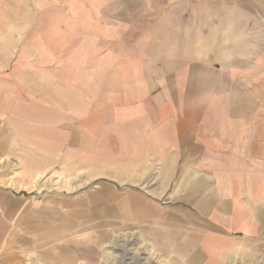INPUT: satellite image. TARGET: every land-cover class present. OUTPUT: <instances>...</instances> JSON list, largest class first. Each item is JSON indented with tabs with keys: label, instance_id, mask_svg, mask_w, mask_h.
Here are the masks:
<instances>
[{
	"label": "crops",
	"instance_id": "0c3cea01",
	"mask_svg": "<svg viewBox=\"0 0 264 264\" xmlns=\"http://www.w3.org/2000/svg\"><path fill=\"white\" fill-rule=\"evenodd\" d=\"M89 1L106 14L105 88L120 90L106 97L103 125L104 152L120 154L121 219L167 232L177 264H264V18L241 17L264 4ZM33 4L46 10L80 0H0V126L6 119L7 128L17 99L8 70L31 55ZM23 206L0 188V217L14 221ZM19 245L0 236V253ZM0 264L24 261L0 256Z\"/></svg>",
	"mask_w": 264,
	"mask_h": 264
},
{
	"label": "rangeland",
	"instance_id": "374dc122",
	"mask_svg": "<svg viewBox=\"0 0 264 264\" xmlns=\"http://www.w3.org/2000/svg\"><path fill=\"white\" fill-rule=\"evenodd\" d=\"M105 1L181 4L184 0ZM86 2L91 1L47 4L46 10L33 4L32 29L26 35L31 55L17 56L15 67H9L17 99L10 108L15 119L10 128L1 118L0 188L24 206L14 221L0 217L5 229L1 239L20 244L0 256L21 258L24 264H177L176 242L167 232L153 231L142 219L120 217V187L115 183L120 154L104 152L103 125L106 97L110 92L116 97L120 90L105 88L111 76L103 54L105 10ZM233 3L264 4V0H191L190 4ZM245 12L241 17L264 18V9L256 10L257 15ZM40 21L47 28L42 41ZM251 29L258 32L259 26ZM8 144L16 151H7ZM63 248L70 252L68 257Z\"/></svg>",
	"mask_w": 264,
	"mask_h": 264
},
{
	"label": "bare ground",
	"instance_id": "6f19581e",
	"mask_svg": "<svg viewBox=\"0 0 264 264\" xmlns=\"http://www.w3.org/2000/svg\"><path fill=\"white\" fill-rule=\"evenodd\" d=\"M62 253H63L64 256L68 257L70 252H68V250L66 248H63L62 249ZM46 262H47V260H46Z\"/></svg>",
	"mask_w": 264,
	"mask_h": 264
}]
</instances>
